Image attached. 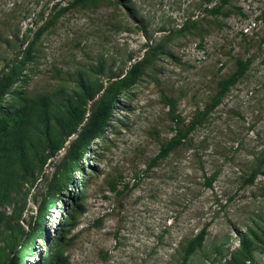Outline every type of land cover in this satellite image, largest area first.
I'll list each match as a JSON object with an SVG mask.
<instances>
[{"label": "rangeland", "instance_id": "374dc122", "mask_svg": "<svg viewBox=\"0 0 264 264\" xmlns=\"http://www.w3.org/2000/svg\"><path fill=\"white\" fill-rule=\"evenodd\" d=\"M74 1L0 0V88L12 81L0 95V264L17 249L19 264H54L62 227V264H264V0L222 13L209 9L218 0ZM158 44L82 165L83 125ZM238 58L251 60L246 74L150 167ZM71 199L83 208L72 216Z\"/></svg>", "mask_w": 264, "mask_h": 264}, {"label": "trees", "instance_id": "16d2710c", "mask_svg": "<svg viewBox=\"0 0 264 264\" xmlns=\"http://www.w3.org/2000/svg\"><path fill=\"white\" fill-rule=\"evenodd\" d=\"M82 1L86 0H75L71 4H76ZM206 2H212L214 0H205ZM231 0H218V2L213 6L210 7V11L213 13H222V9L224 6L228 3H230ZM225 15H228L229 13H224ZM263 19H264V11H263ZM38 38V36L36 37ZM36 38L30 43L29 46V52L31 53L32 48L36 42ZM163 45L158 44L153 49L148 52L147 55H145L141 60L137 61L131 69L121 78L116 80L112 83V85L105 90L102 102L100 106L90 115L86 123L83 125L81 133L78 136V139L76 140L77 147L74 149L72 158L76 159L78 162H81L82 157L85 155V149L89 146L92 141L96 139L97 136L104 134L106 131V127L109 124V120L112 117L113 111L116 107V99L118 95L125 89L130 88V86L136 84L139 77L141 76L143 72V67L151 62L155 56H157L159 53H163ZM32 57L27 56L24 60H21L19 63L20 65H23L28 60H30ZM251 64L250 59H237V68L236 70L227 78L221 79L218 81V91L216 95L213 97L211 103L207 106L205 110H199L194 119L189 123L185 124L183 126H179L177 129V133L167 142L162 143L161 149L159 153L153 157L151 162L149 163V166H155L158 161L162 158H165L168 156L174 149L179 147L181 144H183L186 139L189 137V135L199 126L201 125L204 120L207 118L209 113L218 106L222 98L228 93L230 88L237 84L239 80L246 74L249 65ZM15 66L12 69V75L18 73ZM100 70V69H99ZM11 78H9L0 88V95H5L8 88L11 85ZM74 112H70L71 117H75ZM175 120H177L175 118ZM51 142H54V139H51ZM90 158V159H89ZM93 157L86 158V161L90 163V161L93 164ZM82 165H84V162H81ZM80 172L83 174V176L86 178V172L83 169H80ZM71 179L69 183H74V180ZM213 181L212 179L208 180V183L211 184ZM4 185L1 188V194L3 191ZM78 188V186L76 187ZM54 202V194H51L47 199H45L41 205L42 209H46L51 206V204ZM71 206H72V215L74 213L80 212L83 208H81L80 205V199H71ZM70 206V207H71ZM44 218H40L37 220L36 225L38 228L45 231L46 225H45ZM62 232L60 238V244L56 247L55 250L52 252V259L54 260V264H62L63 261H65V258L63 257V251L62 248L64 244L61 242L66 239L67 234L70 232L69 230H63V227L61 228ZM207 227H204L202 231L194 237L186 247V257L190 256L197 248H200L205 240ZM22 260V249H17L13 256L5 263V264H19Z\"/></svg>", "mask_w": 264, "mask_h": 264}, {"label": "built area", "instance_id": "2783aa9c", "mask_svg": "<svg viewBox=\"0 0 264 264\" xmlns=\"http://www.w3.org/2000/svg\"><path fill=\"white\" fill-rule=\"evenodd\" d=\"M248 29H250V26H247V29L246 30H248Z\"/></svg>", "mask_w": 264, "mask_h": 264}, {"label": "clouds", "instance_id": "9594fccd", "mask_svg": "<svg viewBox=\"0 0 264 264\" xmlns=\"http://www.w3.org/2000/svg\"><path fill=\"white\" fill-rule=\"evenodd\" d=\"M61 201V200H60ZM60 201H59V204H60Z\"/></svg>", "mask_w": 264, "mask_h": 264}]
</instances>
